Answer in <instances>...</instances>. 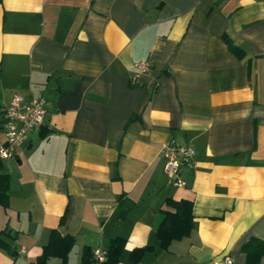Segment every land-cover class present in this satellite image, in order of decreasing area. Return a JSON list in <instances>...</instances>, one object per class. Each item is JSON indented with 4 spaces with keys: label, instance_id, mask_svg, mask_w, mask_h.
Here are the masks:
<instances>
[{
    "label": "crops",
    "instance_id": "1",
    "mask_svg": "<svg viewBox=\"0 0 264 264\" xmlns=\"http://www.w3.org/2000/svg\"><path fill=\"white\" fill-rule=\"evenodd\" d=\"M14 93L46 113L0 162V264L35 262L52 229L73 242L43 264L115 237L114 264H246L243 243L264 240V0H0V111ZM171 139L195 151L185 186L163 170ZM168 197L193 226L162 247Z\"/></svg>",
    "mask_w": 264,
    "mask_h": 264
},
{
    "label": "trees",
    "instance_id": "2",
    "mask_svg": "<svg viewBox=\"0 0 264 264\" xmlns=\"http://www.w3.org/2000/svg\"><path fill=\"white\" fill-rule=\"evenodd\" d=\"M224 39L230 49L237 55H242V50L233 45L227 35ZM8 174L0 172V206L8 205ZM167 207L162 209L164 217L156 229V236L159 244L166 247L170 241L188 236L193 226V215L191 201L187 199L166 198ZM119 211L124 213L132 205V201L126 195H120L118 199ZM2 230L0 229V233ZM73 242L70 235H60L56 229H52L47 243L43 246L42 252L35 262L29 264H43L49 256H60L63 260ZM0 245L5 246L4 241L0 239ZM124 245V238L115 237L110 240L109 246L105 249L106 258L100 264H114ZM148 247L138 248L134 251L137 255ZM242 249L246 254V264H259V259L264 256V240L252 237L243 243ZM92 249H86L82 256V264H93Z\"/></svg>",
    "mask_w": 264,
    "mask_h": 264
},
{
    "label": "built area",
    "instance_id": "3",
    "mask_svg": "<svg viewBox=\"0 0 264 264\" xmlns=\"http://www.w3.org/2000/svg\"><path fill=\"white\" fill-rule=\"evenodd\" d=\"M150 66L147 60L136 63L131 79L136 81L138 76L147 71ZM45 103V99L41 96L26 99L21 93H14L2 106L0 113L4 140L0 142V162L5 158L13 157L28 133L42 123L46 113ZM161 151L165 159L163 170L170 184L185 186V180L179 176V169L182 165L192 164L194 149L171 139L162 143ZM92 253L95 259L93 264H100L106 258L103 248L96 247ZM214 264H232V258L229 254H224L214 261Z\"/></svg>",
    "mask_w": 264,
    "mask_h": 264
}]
</instances>
